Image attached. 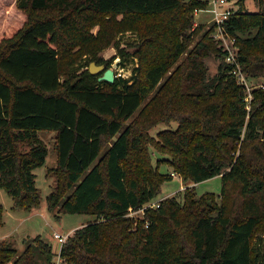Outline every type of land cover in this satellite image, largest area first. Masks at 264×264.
I'll return each mask as SVG.
<instances>
[{
	"label": "trees",
	"instance_id": "16d2710c",
	"mask_svg": "<svg viewBox=\"0 0 264 264\" xmlns=\"http://www.w3.org/2000/svg\"><path fill=\"white\" fill-rule=\"evenodd\" d=\"M254 2L258 10L249 11L237 0L223 22L251 84L264 80V0ZM205 3L15 0L25 21L0 35V188L14 209L40 205L34 169L48 148L38 132L54 131L57 183L46 207L56 218L92 216L66 235L63 263L264 264V88L252 84L247 108L226 49L210 36L215 21L194 25ZM127 30L137 37L131 52L116 39ZM110 44L120 63L137 58L130 78L115 75L109 83L88 71L91 61L108 65L97 53ZM209 56L217 60L214 74ZM148 97L147 110L137 113ZM170 120L178 128L160 131L159 141L148 134ZM149 143L171 156L168 164L184 181L219 175L220 194L186 188L182 201L163 197L133 225L128 208L153 201L172 178L152 166ZM2 210L0 204V224ZM23 242L20 251L0 240V264H54L40 234Z\"/></svg>",
	"mask_w": 264,
	"mask_h": 264
},
{
	"label": "rangeland",
	"instance_id": "374dc122",
	"mask_svg": "<svg viewBox=\"0 0 264 264\" xmlns=\"http://www.w3.org/2000/svg\"><path fill=\"white\" fill-rule=\"evenodd\" d=\"M205 6L198 9L194 13V25L201 23L204 24V27H208L210 23L213 21L214 15V3L216 0H203ZM15 0H0V35L9 30L11 26L19 28L23 22L25 21V14L16 8ZM228 6H232L233 9L238 8L237 0H229L228 2L222 3L217 6L218 9H224ZM245 8L249 11H257L258 7L255 4L254 0H245ZM119 18V17H118ZM106 21H110V16H105L103 18ZM99 28V24L92 26L91 31L93 34L97 32ZM211 38L218 40L222 43L224 48H229L232 50L235 55L237 53V41L234 37H231L227 33L220 35L218 31L214 30L210 33ZM198 37V36H197ZM119 47L124 48L126 51H133L135 49V42L137 41V37L131 31L127 30L121 32L117 35ZM197 40V38H195ZM195 40V41H196ZM131 43V44H130ZM72 51V53H76L80 55V47L76 46ZM89 55H82V62L84 63ZM97 56L102 57L103 59H110L108 65L103 63L105 67H110L113 69L116 76L130 78L133 74L134 68L138 65L137 58L132 55H128L127 60L121 62V57L118 56L117 48L114 47L113 44L102 47ZM207 66L209 68V73L214 74L216 72L217 60L214 56H209L206 59ZM168 74V73H167ZM258 81H262L261 79L257 81H253L252 84H256ZM152 97H148L141 103L139 110L137 113L143 109L142 114L148 108V103L150 102ZM250 101H247V108L250 107ZM136 113V114H137ZM129 119L127 123L130 121ZM179 126V122L177 120H170L169 122H159L155 124L148 130V134L153 137V139H158V133L163 130H176ZM39 136L45 142L48 148V154L45 160V163L34 169L36 173V185L39 189L41 195L40 205L34 210V212L30 213V211H17L13 207L12 198L2 189L0 188V204L3 208L2 210V223L0 224V240L7 239L14 243V246L18 250H22L25 246L23 242L25 239H28L32 236L40 234L45 240H47L51 245L52 249L55 253L53 256L54 264H65L63 263L58 253L60 251V244L57 239L53 236L55 232L61 233L62 235H67L77 227L82 224L87 223L92 219V216L89 214H73V213H64L60 214L59 218L54 217V213L50 212L46 207V197L51 192L53 187L56 185V175L51 168L56 166V148H55V132L44 130L39 131ZM159 141V139L157 140ZM149 151L151 155V163L152 166H159L160 172L170 173L172 178L165 181L161 190L157 196L153 200H160L163 197H171L175 196L178 200L182 201L183 191L184 189H192L194 193L200 195L204 192H213L215 195H219L222 188V180L219 175L213 176L211 178L205 179L203 181L194 183L190 180H182L181 176L173 171L172 167L168 164L171 156L167 154H163L158 152L156 147L149 143ZM21 148L25 147L21 145ZM66 196V195H65ZM143 214L138 212L133 216H129L133 219V225L139 219H141Z\"/></svg>",
	"mask_w": 264,
	"mask_h": 264
},
{
	"label": "built area",
	"instance_id": "2783aa9c",
	"mask_svg": "<svg viewBox=\"0 0 264 264\" xmlns=\"http://www.w3.org/2000/svg\"><path fill=\"white\" fill-rule=\"evenodd\" d=\"M229 0H216L214 3V15H213V21H215L216 23V31H218V33L220 35L224 34L225 32L223 31V22L224 20L229 16V14L234 10L232 6H228L224 9H218L217 6L222 3L228 2ZM227 51L226 54V61L228 63L231 64L232 68H231V73L233 74V76L237 79V82L241 85L244 86L245 91H246V96H245V100L246 101H250L252 99V93H251V89L253 88V85L251 84V82L249 81V79L246 77V75L243 73V71L240 68V65L236 59V55L235 53L230 50L228 47L225 48ZM116 75V74H115ZM256 87L259 88H264V80L262 81H258L255 85ZM248 107V106H247ZM159 200H153L150 201L144 205H142L139 209H133V208H128L127 211V216H133L134 214L141 212V214H144V209L145 207L149 206V207H155L158 205ZM53 236L57 239L58 243L60 244V247L62 246L66 235H62L61 233L55 232L53 234ZM60 252V251H59ZM59 256V253H58Z\"/></svg>",
	"mask_w": 264,
	"mask_h": 264
},
{
	"label": "water",
	"instance_id": "95a60500",
	"mask_svg": "<svg viewBox=\"0 0 264 264\" xmlns=\"http://www.w3.org/2000/svg\"><path fill=\"white\" fill-rule=\"evenodd\" d=\"M87 69L91 74H99L98 80L112 83L116 77L113 69L105 67L103 63L97 64L95 61H91L87 66Z\"/></svg>",
	"mask_w": 264,
	"mask_h": 264
},
{
	"label": "crops",
	"instance_id": "0c3cea01",
	"mask_svg": "<svg viewBox=\"0 0 264 264\" xmlns=\"http://www.w3.org/2000/svg\"><path fill=\"white\" fill-rule=\"evenodd\" d=\"M35 209H36V208H34L33 210H31L30 213L34 212ZM15 210H17L18 212H19V211H23V210H20V209H15Z\"/></svg>",
	"mask_w": 264,
	"mask_h": 264
}]
</instances>
